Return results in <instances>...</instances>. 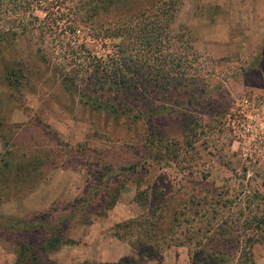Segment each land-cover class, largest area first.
Instances as JSON below:
<instances>
[{
  "label": "rangeland",
  "instance_id": "1",
  "mask_svg": "<svg viewBox=\"0 0 264 264\" xmlns=\"http://www.w3.org/2000/svg\"><path fill=\"white\" fill-rule=\"evenodd\" d=\"M177 2L160 41L182 82L172 99L139 81L124 93L93 72L80 91L79 78L39 57L54 47L49 36L0 40V264H200V250L213 264H264V0ZM109 11L97 20L104 27L117 19V6ZM85 32L67 47L88 51L99 69L122 68L124 49L141 48L136 32L123 41ZM191 192L174 222L160 221L184 244L138 258L114 237L117 223L148 209L168 217ZM216 229L241 242L212 237Z\"/></svg>",
  "mask_w": 264,
  "mask_h": 264
},
{
  "label": "trees",
  "instance_id": "2",
  "mask_svg": "<svg viewBox=\"0 0 264 264\" xmlns=\"http://www.w3.org/2000/svg\"><path fill=\"white\" fill-rule=\"evenodd\" d=\"M129 2L132 5L128 6V0H0V40L5 37L22 36L30 30L38 31L37 40L40 44L44 43L46 37L49 36L54 47L47 51L40 49V52H37L39 57L43 61H49V59L55 61L53 71L56 74L64 78H79L77 82H74L76 83L75 87L80 91L87 88L86 83L80 84L82 78L85 75L88 76V72H93V74L101 73L111 84L121 85L124 93H129L130 87L139 81L142 85L153 84L156 88V91L153 92L155 94L165 95L168 92L169 98L172 99L174 95L179 94L177 88L181 86L182 82L178 79L174 83L176 78L172 77L169 69L166 68L171 59L169 52L164 55L160 49V41L168 43L169 37L166 32L174 19L178 2L177 0H151L149 3L144 0H129ZM115 6L118 10L115 23L104 27L97 22L101 14H107L109 10L111 12ZM36 10L45 12L43 18L40 19L34 15ZM83 28L86 29L85 36L94 40L112 38L123 41L129 38L133 32H136L134 36L139 40L141 48L133 53L135 59L131 61V64L127 62L128 59L133 58V54L124 49L128 59L124 61L122 68L113 66V64L109 66L103 64L99 69L98 65L100 64L94 60V56H92L91 61L88 51H82L77 46L67 47L70 38L79 39V33ZM105 31L107 35H103ZM75 48L79 50L76 51ZM124 52L122 51V55L125 57ZM84 60L87 62L84 63ZM145 71L149 75L143 74ZM18 77L20 76L12 77L13 81L17 82ZM15 82L7 80L8 87L16 88L18 85ZM109 102V100L104 102L105 108L112 107ZM96 106L103 108L100 103ZM112 110H116V108ZM137 172V169H134L133 175L136 176ZM184 176V173L180 174L181 178ZM143 192L136 190L135 197L144 198L146 204L149 195H147L148 193L144 195ZM247 197L250 199L253 196L247 194ZM195 198L196 196L192 195V192L187 195H180L179 201L177 199V203L169 211L168 217L166 215L161 216L163 213L161 209H148L146 213L119 222L115 225L116 230L113 235L127 243L135 251L138 258L156 255L171 245L184 244L174 237L177 235L171 232L169 228L162 229L160 221L164 219L168 223L174 222L172 218L178 213L179 203L187 204L194 201ZM202 198L211 199L212 195L206 194ZM204 201L201 202L202 205H205L206 201ZM138 206L143 207V202H139ZM165 208L168 209V205ZM144 209L142 211H145ZM184 222L188 224L187 221ZM208 232L210 231L205 230L203 234H208ZM211 235L212 237L222 235L221 237H225L227 243L235 241L238 244L241 242L239 236L226 235L220 229H216ZM256 239L257 236L255 235L251 236V240L245 239L248 248L253 246ZM206 252V250L198 251L199 256L203 258L198 262H201L200 264L216 262L217 257L214 258ZM192 264H197V262H192Z\"/></svg>",
  "mask_w": 264,
  "mask_h": 264
}]
</instances>
